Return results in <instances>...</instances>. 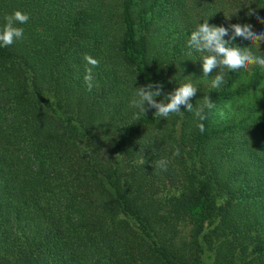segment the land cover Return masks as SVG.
Instances as JSON below:
<instances>
[{
    "label": "trees",
    "instance_id": "obj_1",
    "mask_svg": "<svg viewBox=\"0 0 264 264\" xmlns=\"http://www.w3.org/2000/svg\"><path fill=\"white\" fill-rule=\"evenodd\" d=\"M249 9L264 18V0H0V27L30 16L0 47V264H264V68L211 89L218 70L187 46L205 19L264 31ZM185 81L215 105L204 132L183 106H130L136 87L159 83L160 102Z\"/></svg>",
    "mask_w": 264,
    "mask_h": 264
},
{
    "label": "clouds",
    "instance_id": "obj_2",
    "mask_svg": "<svg viewBox=\"0 0 264 264\" xmlns=\"http://www.w3.org/2000/svg\"><path fill=\"white\" fill-rule=\"evenodd\" d=\"M247 15L255 16L259 23L264 24V18L257 15L255 10L249 9ZM29 19L30 16L21 10H14L11 14L6 15L4 23L0 27V47H8L18 40H23L24 29L20 25L27 23ZM229 28L231 29L230 35ZM225 36L229 38L226 40ZM237 37L248 41L249 44L258 48H260L261 43H264V31H254L251 24L234 23L226 28L209 24L207 19H205L191 31L187 46L202 54L200 60L204 76L208 77L213 70H218L211 80V89H217L226 82L225 69L230 72H237L241 70L247 71L251 66L264 68V56L255 55L250 48L232 45V40ZM83 60L88 65L83 79L87 89L91 91L95 86L93 69L99 67L100 62L88 54L83 56ZM161 89L162 86L159 83H149L136 87L130 106L139 109L143 114L147 108H154L155 115L164 119H167L170 114L181 113V106H183L186 111L193 113L194 117L199 121L197 123L199 131H205L202 121L207 118L206 110L211 112L215 108L214 103L208 96L203 98L204 102L200 106H193L190 100L196 94L197 87L191 81H185L178 84L173 91L165 94L164 100L158 102L156 97L162 95ZM219 114L223 116L222 112ZM173 155H179L178 148ZM168 164V159L161 158L157 162V167L166 171Z\"/></svg>",
    "mask_w": 264,
    "mask_h": 264
},
{
    "label": "rangeland",
    "instance_id": "obj_3",
    "mask_svg": "<svg viewBox=\"0 0 264 264\" xmlns=\"http://www.w3.org/2000/svg\"><path fill=\"white\" fill-rule=\"evenodd\" d=\"M256 96L258 97H264V84L257 90ZM245 106V100L244 99H238L234 100V102L226 104L220 108V112H223L224 114H234L238 113L242 108ZM264 114V111H263Z\"/></svg>",
    "mask_w": 264,
    "mask_h": 264
}]
</instances>
